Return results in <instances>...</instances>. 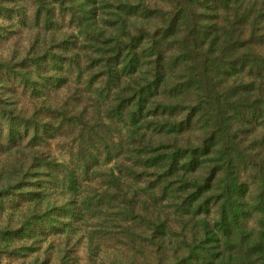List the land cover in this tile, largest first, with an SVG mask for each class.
I'll list each match as a JSON object with an SVG mask.
<instances>
[{
	"label": "rangeland",
	"instance_id": "rangeland-1",
	"mask_svg": "<svg viewBox=\"0 0 264 264\" xmlns=\"http://www.w3.org/2000/svg\"><path fill=\"white\" fill-rule=\"evenodd\" d=\"M46 1L53 8L50 17L42 11L40 0H0V107L11 122L14 120L15 132L13 141L7 142L6 120L0 112V186L2 177L11 182L17 180L0 187V264H150L154 262L155 247L132 234H149V222L155 221L152 219L156 216L163 220L165 210L169 213L168 223L172 224L173 216L152 186L159 180L157 173L152 174V169L142 163L139 167L133 165L140 152L137 147L144 137L154 143L153 147L184 146L189 131L175 136L165 135L164 131L157 134L146 125L128 128L130 121L124 114L119 118L112 113V91L106 92L100 85L106 79L98 77L106 55L97 54V49L92 52L90 45L96 40L104 45L111 40L124 51L138 41L146 45L142 34L159 38L158 28L173 12L174 0H94V15L83 13V8L71 0ZM117 2L136 8L140 4L156 14L159 10V17H144L133 26L125 21L121 27L118 22L123 17L121 9L115 7ZM106 4L110 7L105 8ZM207 9L217 15V20L209 18L213 29L224 26L231 41L241 35L248 38L250 27L245 24L244 13L247 9L237 0H220ZM234 9L239 15L226 17ZM220 13L222 18L218 17ZM239 18L241 23H237ZM239 28L243 29L240 36ZM253 29L251 48L264 56V26L255 24ZM218 33L224 38L221 30ZM168 42L163 47L164 57L174 58V43ZM140 45L136 48L138 53L145 49ZM49 46L50 51L46 49ZM51 55L60 56V60L52 61ZM37 58L42 61L41 70L34 69ZM209 59L202 62L208 64ZM143 62L140 73L132 74L133 78L151 70V64ZM38 71L42 72L40 78L36 76ZM176 76L180 77L181 72ZM126 77L120 74L119 83L126 85L130 81ZM110 85L118 91L122 84L117 88ZM158 97L160 94L145 102V107L157 104ZM176 99L183 106L188 101L178 95ZM170 100L167 97L162 102ZM171 102L176 104L175 99ZM75 115L77 118L70 120L69 116ZM39 116L40 121L49 118L51 125L47 132L37 130V137H31L33 125L40 126ZM152 116L154 124L161 118ZM21 123H31L27 137H21ZM143 154L140 153L141 160ZM109 180L115 181L116 186L109 185ZM106 188L112 198L109 201L131 204L133 215L138 216L107 213L105 197L101 196ZM152 203L157 209L163 208L158 215L150 211L155 208ZM70 210H74V215H69ZM49 219L54 222L49 223ZM14 230L16 234L7 235V239L1 237ZM174 238L170 240L173 242Z\"/></svg>",
	"mask_w": 264,
	"mask_h": 264
},
{
	"label": "trees",
	"instance_id": "trees-1",
	"mask_svg": "<svg viewBox=\"0 0 264 264\" xmlns=\"http://www.w3.org/2000/svg\"><path fill=\"white\" fill-rule=\"evenodd\" d=\"M71 1L83 8V13L95 14L94 0ZM217 1L220 0H174L173 12L158 28L161 30L159 38L142 34L146 45H140L138 41L126 51L111 40L105 45L98 40L90 45L92 52L97 49V54L106 55L98 74L106 79L100 85L105 87L104 91H112V113L119 118L124 114L130 121L128 128L146 125L157 134L164 131L165 135L175 136L189 131V140H185L184 146L161 147L158 144L153 147L154 143L144 137L140 148L137 147L140 152L133 165L139 167L142 163L148 170L152 169V174L157 173L160 181L151 180L156 183L152 186L162 195L173 216L172 224L168 223L169 213L165 210L163 220L156 216L152 219L155 221L149 222V234H132L155 247L154 262L150 264H264V56L251 48L255 36L253 25L264 26V1L237 0L247 9L244 11L245 24L250 27V32L248 38L243 39V29L239 28L238 36H241L235 41L227 38L224 26L213 29L209 23V18L217 20V15L212 10L208 12L207 8ZM39 5L50 17L53 13L51 5L46 0H40ZM106 5L105 8L110 7ZM115 7L122 11L123 18L118 22L121 27L125 21L133 26L142 18L159 17V10L156 14L140 4L136 8L117 2ZM104 11L106 15L107 9ZM229 11L232 14L227 12L226 17L239 15L237 9ZM222 15L220 13L218 17L222 18ZM241 22L239 18L237 23ZM218 23H221L219 19ZM220 30L224 38L218 33ZM165 40L174 43L176 51L173 52L177 55L174 58L164 57L163 47L168 44L160 43ZM59 45L61 47V43ZM139 45L145 49L138 53L136 48ZM51 48L46 49L50 51ZM164 58L168 60L167 64H164ZM37 59L33 62L34 69L40 67L41 70L42 61ZM206 59H209L208 64L202 62ZM51 60L57 63L60 56L51 55ZM144 60L151 64L152 71L133 78L140 73ZM166 70L171 72L166 74ZM189 70L190 75H187ZM179 72L180 77L176 76ZM120 74L130 79L126 85L119 83ZM36 76L42 77V72L38 71ZM110 84L116 88L122 85L115 91ZM190 93L192 97H189ZM158 94L160 101L157 99V104L145 107V102H151L153 97L156 99ZM176 95L182 99L187 97V102L183 100L184 106ZM167 97L175 99L176 104L172 100L162 102ZM151 105L155 107L152 109ZM0 112L6 120V140L12 142L14 120L11 122L1 107ZM149 115L150 119L147 118ZM152 115H160L156 121L162 122L154 124ZM69 117L71 120L76 115ZM48 119L40 121L39 116L40 126L33 125L31 134V123H21V137L29 134L37 137V130L47 132L51 125ZM142 152L143 160L140 158ZM54 163L58 167L62 165ZM2 178L0 187L17 181ZM109 185L116 186V183L109 180ZM1 191L5 194L4 190ZM102 193L107 213L138 216L133 215L131 204L118 205L109 201L112 199L109 189ZM116 199L113 196V200ZM153 204L155 208L150 211L158 215L163 208L157 209ZM68 212L74 215V210ZM53 222L49 219V223ZM16 232H4L1 237L7 239V235ZM171 237H175L173 242Z\"/></svg>",
	"mask_w": 264,
	"mask_h": 264
}]
</instances>
